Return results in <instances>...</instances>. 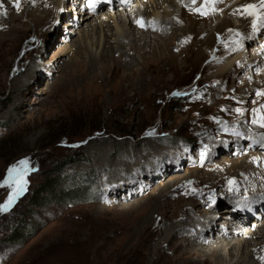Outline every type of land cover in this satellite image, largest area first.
Masks as SVG:
<instances>
[{"label": "rangeland", "instance_id": "374dc122", "mask_svg": "<svg viewBox=\"0 0 264 264\" xmlns=\"http://www.w3.org/2000/svg\"><path fill=\"white\" fill-rule=\"evenodd\" d=\"M77 1L58 0L47 21L41 17L43 21H36L41 12L32 7V0H18V8L17 0L14 5L12 0H3L0 8V16L12 14L10 26L17 30L0 28V264H207V258L213 264H223L221 255L209 252L214 249L211 247H218L222 260H226L224 264H229L231 246L227 243L239 240L243 244L242 238L197 247L207 249L206 254L198 251L185 258L184 251L176 249L177 243L170 245L167 238L173 225L187 226L180 224L186 216H177L173 222L165 220L161 215H171L176 205H171V197L160 204L153 200L154 194L163 189L165 194L173 190L177 198L185 201H190V193H195L201 209L210 210L205 220L208 223L202 221L203 227H208L213 219L222 221L221 226L229 232L238 224L218 214V210L228 208L225 201H243L240 203H248L251 218L253 215L252 224L242 227L247 233L244 236L255 239L251 235L264 225V207L255 203L257 199L264 202V185L249 188L242 183L250 176L232 169L225 172L224 181L216 187L211 186L215 174L201 178L202 172L219 169L218 164L226 168L230 160L264 172V151L259 149L264 145L253 143L256 139L250 135L251 124L242 128L245 116L257 115L251 105L264 98H256L258 91L264 92V33L260 39L246 41L219 66H229L245 53L250 63L255 58L256 62L248 67L243 65L245 61L238 62L221 76L214 67L218 58L211 55L196 63L194 54L224 10L221 15V11L200 14V30L189 31V23L177 26L170 20L174 28H153L154 37H143L145 46L138 39V31L143 30L142 35L148 33L144 30L147 20H135L137 27L130 10L151 14L156 8L160 12L158 15L155 9L158 17L153 22L158 28H165L162 6L170 7L175 17L182 15L178 6L190 0H152V4L150 0H140L139 4L132 0L127 8L116 6L99 14L95 11L89 13L88 19L80 16L82 7L76 8ZM225 1L221 0L215 8ZM196 2L198 7L204 4V0ZM109 3L113 5L114 0ZM205 9L208 10L207 5ZM113 17L121 27L128 26L126 32L132 31L133 41L124 42V47L130 49L138 42L140 50L135 53L132 67L123 66L128 61L119 59V53L108 57L106 63L101 62L104 45L98 47L99 33L84 35L85 28L91 30L102 21L111 27L109 32L103 30V39L118 45ZM217 40L220 44L223 38L218 36ZM162 42H166L163 50L169 57H163L160 65L153 63L147 68L146 61L155 56ZM179 43L182 50L177 49ZM223 47H219V55L228 49ZM160 70L163 73H155ZM142 85L148 86L142 89ZM237 108L244 110L243 114L237 113ZM93 143L106 147L110 153L105 152L108 164L95 150H89ZM145 145L152 150L141 153ZM253 154H261L262 159L246 160ZM22 160L27 163L21 165ZM160 165L161 170H150ZM12 166H16V172L9 175ZM127 180L133 186L124 183ZM120 182L125 185L123 189ZM226 191L229 194L224 196ZM200 229L194 224L186 229L187 240L200 239ZM214 238H218V233ZM260 239L264 240V234ZM237 248L241 253L245 251ZM254 248L252 252L247 250V262L252 253L264 252V246ZM263 259L259 263L252 259L247 264H263Z\"/></svg>", "mask_w": 264, "mask_h": 264}, {"label": "bare ground", "instance_id": "6f19581e", "mask_svg": "<svg viewBox=\"0 0 264 264\" xmlns=\"http://www.w3.org/2000/svg\"><path fill=\"white\" fill-rule=\"evenodd\" d=\"M33 1V5L32 7H34L36 9V11H39L41 12L40 15L41 16H38L36 21H39V20H42L41 18H43L45 21H47L46 19H49L50 16H51V11L52 9L58 4V0H32ZM103 2H107V0H102ZM109 2H113V0H108ZM137 4L140 3V0H134ZM152 0H150V3H151ZM228 0H226L225 2H227ZM13 2V5L14 3L16 2V0H12ZM132 0H130V2H126L125 0H120V3H115L113 4L114 8L119 7V6H126L128 5L129 3H131ZM225 2H223L222 6L225 4ZM7 3V2H6ZM123 3V4H122ZM245 3H252V4H258L259 3V0H231V2L228 4V5H225V7L222 8L219 7L218 9L219 10H222L221 12L220 11H215L216 14L218 12H220L219 15H221V13L223 12V10L225 11L223 16L217 20L216 24H215V27L209 32V33H206L204 34L205 36L200 40V44H199V47L196 48L197 51L195 52L194 54V60L196 63H202V61H204L207 57H210L211 55V58H218V62L216 61L214 67L215 68H218L219 69V74H222L223 73H229V71L232 70V68L234 69L235 68V64H237L238 62L242 63L243 61H245V65L246 67H248V64L250 63L248 61V59L246 58L247 57V53H245V55L238 61H236L235 63H232L231 65L229 66H224L222 68L221 65L219 66L220 62H222V60H224L225 58H227L228 56L234 54V52H236V50H238L241 46H238V45H244V43H246V41L248 40H256V38L260 39L262 37V34L264 33V28H261L260 30L256 31L255 33L253 32V29H252V18L250 17H244V16H240V15H234L233 14V10L234 9H237L239 8L242 4H245ZM12 4V3H11ZM76 4V3H75ZM110 4V3H109ZM145 4V3H143ZM152 4V3H151ZM154 4V3H153ZM178 4V3H177ZM197 2L195 4H191L190 1L189 2H182L178 7H179V11H181L182 15L180 16H175L173 15V12H172V9H170V7L168 6H162V8L165 10V16L163 18V22L166 23V27L165 28H158L157 25H155L153 23V20L154 19H157L156 17H158L159 15V12L156 8L153 9L152 13L150 14L149 13H146V12H142L144 14H141L140 10H134L131 9L130 11H133V13H131V18H134V22L136 20L137 21H143V18H145L147 21L146 22V25L148 26L146 29H144L145 31H148V33L145 35H142L141 32L143 31H138L140 37L138 38L139 41H143V37H147V35L149 34L150 37H154V34L155 32L152 31L153 28H156V30L159 29V31H163V30H166V29H171V28H174L173 25L171 24V21L170 20H174L172 22H175L177 26H181V25H186L187 23H189V31H192L193 29H197V30H200V25L201 22H202V18L200 17L201 15L196 12V11H191L189 9V7H186V5H190L191 8H199L197 5ZM7 7V9H10L11 7L9 5H5ZM139 6V5H138ZM100 7V6H98ZM97 7V8H98ZM137 7V6H136ZM148 5L144 8V10H148ZM155 7V6H154ZM84 7H82L79 11L80 12V16L83 15V17L87 18L88 19V15H89V12H86V11H82ZM97 8H94L95 10H93L91 13H94L95 11H99L100 9L97 10ZM136 9V8H135ZM139 9V8H138ZM155 9L157 10V13L155 11ZM31 10V9H30ZM145 10V11H146ZM152 10V9H151ZM162 11V10H161ZM113 13V12H112ZM5 14V13H4ZM129 14V13H128ZM53 15V14H52ZM78 15V14H77ZM91 15V14H90ZM114 14H112L111 16H113ZM79 16V18H81ZM108 16V15H107ZM173 16V17H172ZM207 16V15H206ZM14 17V16H13ZM41 17V18H40ZM122 17H125V16H122ZM146 17H154L153 19H147ZM12 18V14H9L7 17H2L0 16V28L2 26L4 27H8L10 28V31H17L15 30L13 26H10V20ZM85 18L83 20H85ZM114 18V17H113ZM130 18V19H131ZM139 18V19H138ZM125 19V18H123ZM129 19V18H128ZM132 20V19H131ZM43 21V20H42ZM126 23H127V20H125ZM124 21V22H125ZM160 21V20H159ZM214 21V20H213ZM212 21V22H213ZM235 22H239V24L237 23H234ZM98 22V21H97ZM136 22H135V25H136ZM215 22V21H214ZM138 23V22H137ZM163 23V24H164ZM113 24L115 25V28H116V31H117V36H118V45H112L110 43V40L108 38H104L105 41L102 43V41L104 40L103 39V35L105 34H102L103 30L104 31H107L109 32L111 27L109 25H103V22L102 21H99L97 23V26L94 25V28L93 29H84L85 30V36H89V35H94V33L98 32L99 33V36H100V40L98 38V47L100 48L101 45H104L103 47V50H102V53L100 55V60L101 62L103 63H106L107 60H108V57H114L116 56V53H119L120 54V57L119 59H124L128 61V63H125L123 62V66L127 67L129 65V67H132L131 64H134L133 62L136 60L137 58V55L135 53H139L138 50H140L137 46V44H133L131 45V48L130 49H127L124 47V42L126 41H129V42H132L133 41V34L131 32H128L129 30H127L126 32V28H124L123 26L121 27L120 25V21L118 23V20H116L114 18L113 20ZM160 24H162L160 22ZM192 24V25H190ZM38 25V24H37ZM123 25V24H122ZM210 25V24H209ZM138 27V25H136ZM194 26V27H193ZM213 26H214V23H213ZM212 26V27H213ZM12 27V28H11ZM114 27V26H113ZM164 27V26H162ZM140 28V27H139ZM142 28V27H141ZM151 28V29H149ZM209 28V27H208ZM211 28V27H210ZM17 29V28H16ZM229 29L233 30L232 32H229ZM92 30H96L95 32L92 31ZM125 30V32H120V31H123ZM131 30V28H130ZM139 30V29H138ZM155 30V31H156ZM175 30V29H174ZM152 31V32H151ZM194 31V30H193ZM134 32V31H133ZM171 32V31H170ZM14 33V32H12ZM10 32V34H12ZM135 33V32H134ZM151 33L153 35H151ZM195 33V32H194ZM238 33V35H237ZM115 34V33H114ZM177 34V33H176ZM189 34V33H188ZM108 35V34H107ZM172 36V35H171ZM201 36V35H200ZM218 36H221L223 38V40H219L221 41V43L219 44L217 38ZM135 37H136V33H135ZM168 37V36H167ZM177 37V36H176ZM197 37V36H196ZM199 37V36H198ZM202 37V36H201ZM114 38V37H113ZM145 38V39H146ZM161 38V37H160ZM170 38V37H169ZM154 40H152L153 42L155 41V38H153ZM200 39V38H198ZM220 39V38H219ZM114 41V40H113ZM165 41V40H164ZM198 41V40H197ZM135 42V41H134ZM147 42V40L145 41ZM152 42V43H153ZM159 42V41H158ZM144 44V41L142 42ZM169 43V42H168ZM142 44V45H143ZM123 45V46H122ZM145 45V44H144ZM143 45V46H144ZM155 45H156V42H155ZM162 47L161 48H157L155 50V56L152 57L150 59V61H146V65H147V68L150 67V65H153V63L156 65H160L163 59V57H166L167 54L165 55V49L163 50L164 46H166V42H162ZM181 45L179 43V46L177 47V49H180L182 50L181 48ZM195 45V44H194ZM146 46V45H145ZM157 46H159V44H157ZM220 46H224L223 48H228V49H225V51L223 52L222 55H219V47ZM247 46V45H246ZM97 47V49H98ZM160 47V46H159ZM156 48V47H155ZM171 48V47H170ZM192 48V47H191ZM246 48V47H245ZM150 49V48H149ZM173 49V47H172ZM243 49V48H242ZM262 51H264V48H261ZM167 50V49H166ZM258 50V49H257ZM208 51V52H207ZM260 51V50H259ZM143 52V51H142ZM146 52V51H145ZM150 52V51H149ZM167 52V51H166ZM154 53V52H153ZM221 53V52H220ZM135 54V55H134ZM151 54V53H149ZM210 54V55H209ZM96 56V55H95ZM94 56V57H95ZM144 56V55H143ZM149 57V56H148ZM169 57V56H167ZM97 59V57H95ZM95 58L91 59V60H95ZM112 59V58H111ZM110 59V60H111ZM115 59V58H114ZM148 59V58H147ZM184 59V58H183ZM164 60V59H163ZM167 60V59H166ZM228 60V59H227ZM230 60V59H229ZM251 60V59H250ZM121 61V60H120ZM210 61V59H209ZM254 61L256 62V58L253 60H251V63L249 64V66L254 63ZM117 62V61H116ZM109 63V62H108ZM145 63V62H144ZM225 63V62H224ZM150 64V65H149ZM213 64V63H212ZM93 65V64H92ZM99 65V64H98ZM162 65V64H161ZM104 66V65H103ZM24 68V67H23ZM134 68V67H133ZM152 68V67H151ZM150 68V69H151ZM241 68V67H240ZM243 68V67H242ZM155 69V68H154ZM158 69V68H157ZM174 69V68H173ZM209 69L212 70V68L209 67ZM149 70V69H148ZM156 70V69H155ZM163 70V69H162ZM162 70H160L159 72H156V74H159V73H163L161 72ZM28 71V70H27ZM138 71V70H137ZM167 71V70H166ZM21 72V71H20ZM143 72V71H142ZM138 73V72H137ZM29 74V73H28ZM27 74V75H28ZM141 74V73H140ZM143 74V73H142ZM150 74V73H149ZM26 75V74H25ZM135 75V73H134ZM145 75V74H144ZM229 75V74H227ZM234 75V74H233ZM236 75V74H235ZM264 75V74H263ZM220 76V77H221ZM22 77V76H21ZM29 77V75H28ZM38 77V76H37ZM142 77V76H141ZM216 77V76H215ZM242 77V76H241ZM224 78V77H223ZM236 77H234L235 79ZM17 80V78H16ZM26 81V80H25ZM133 81V80H132ZM18 82V81H17ZM20 82V81H19ZM131 84V83H130ZM151 84V83H150ZM149 84V85H150ZM17 86V85H16ZM15 86V87H16ZM142 89H146L148 85H142ZM154 88V87H153ZM151 89V88H149ZM225 90V89H224ZM14 91V90H12ZM11 94V93H10ZM219 94V93H218ZM14 95V94H13ZM14 97V96H13ZM235 97V96H234ZM242 97V96H241ZM258 97V95L256 96V98ZM249 96H247L246 99H248ZM90 100V99H89ZM16 105V104H15ZM264 105V98H263V102H258L254 105H251V109L253 110H261V112H264V109L261 108V106ZM17 108L14 107V109ZM257 115H248V116H245L244 120H245V123L246 124H242V128L243 126L245 125H248V124H251V128L250 129V132L253 137H255V139L257 140V137H259V140H260V137H261V134H264V130L263 131H260V132H257L256 130L260 129L261 127L257 126V125H254L251 123V120L253 118H256ZM209 130V129H208ZM142 144V143H141ZM140 144V145H141ZM256 144V143H255ZM106 145V144H105ZM254 145V144H253ZM153 146V145H152ZM255 146V145H254ZM146 145L144 146V149L141 153H144V152H148L149 150L151 151L152 148H149V150L146 149ZM149 147H151V144H149ZM126 148V147H125ZM141 150H142V147H140ZM89 150L90 151H96L97 153H99V158L100 159H103L105 161V163L108 164L109 162V159L108 157H106L108 154H105L106 153H109L106 151V147H103V145H95V143L93 144H90L89 145ZM226 151V150H225ZM110 154V153H109ZM146 154V153H145ZM232 154V153H231ZM143 155V154H142ZM263 156V155H262ZM261 158V154H259V156H256V154H253L252 156L250 155L246 160H249L251 158ZM179 158V157H178ZM177 158V159H178ZM108 159V160H107ZM262 159V158H261ZM121 162V161H119ZM123 162V161H122ZM160 164V163H159ZM261 164V163H260ZM220 166L219 169H210L209 171H206L205 173H203V177L201 179H205L207 178V176H210L209 174H215V179L212 180L211 182V186L213 187H216L217 184L219 183H222L224 181V177L223 175L225 174V172L227 173V170L228 169H232L238 173H244V174H247L250 176L249 180H246V182H243L242 184H245L247 185L249 188L250 187H257V186H263L264 185V172L261 170V169H248L246 168V164L244 163H241L239 164L236 160H230L227 162V164L225 165L226 168L222 167L221 164H218ZM116 166V165H115ZM153 170V171H158V170H161L162 167L161 165L160 166H152L150 168V170ZM199 170V169H198ZM197 170V171H198ZM152 171V172H153ZM202 171V170H201ZM230 171V170H229ZM252 172H254V175L252 174ZM257 176H261V178L257 177ZM194 176H192L193 178ZM241 177V176H240ZM153 178V177H152ZM197 179V177H194ZM243 179V178H242ZM241 179V180H242ZM245 180V179H244ZM217 181V182H216ZM124 183L126 184H131V186H133V183L132 181L130 180H127L125 181ZM186 184V183H185ZM199 184V183H198ZM258 184V185H257ZM119 185L121 186V188L123 189V187L125 185H123L122 182L119 183ZM187 185V184H186ZM127 186V185H126ZM185 186V185H183ZM168 189V187H167ZM171 189V188H170ZM174 189V188H173ZM202 189V188H201ZM114 190V188H113ZM164 190V189H163ZM161 190L159 191L157 194H154V200L153 201H157L156 203H159L160 204V201L162 200V203H163V200L164 198H167L166 200H164V202L168 201L169 200V197H171V200L172 202L170 201L171 205H173V203L176 205L175 208L172 210V214L171 215H166V214H159L163 217V219L165 220H171L173 222L174 219H177V216H182V215H185V219H183L180 224L183 223V225H187L183 228H179V223L177 225H173L170 230V234L171 235H167V241L169 242L170 245H172V243H177L176 246V249L177 250H183L184 253H185V258H190L192 257L194 254H196L198 251H201V252H207V249H205L206 251L204 250H197L195 248L197 247H204V245L206 244H209V245H212V246H217L219 245L218 243H222L223 241H232L233 239H237L240 237V239L242 238L243 240V244L239 242L238 240V243H235V244H232V242L230 243H227V246H231L230 248V251H229V255L232 257L229 264H247L250 262V260L253 259V261H255V263H259V261L261 260L262 261V257H264V252H260V254L258 253H255V254H251L253 255L250 256V260L249 262H247V258L248 255H247V250L248 252H252L253 250L255 251V248L254 247H261V246H264V240H261L260 237L264 234V225L260 228L258 227L259 229L258 230H255L253 235H251L252 237L254 236L255 239H250L249 237L247 238L246 236H244V230L242 227H245L247 226V224H252V218H251V215L252 214V211H251V208H250V205L248 203H240V202H243V201H234V203H228L225 201V203L223 204H227V207L228 208H223L221 210H218L220 211L218 214H224V218H230L231 221L233 220L232 223H235V224H238V225H233L235 228L234 230L231 232H229L228 230H226V228H224V226L222 227L221 222H218V220L213 221L210 220V224L208 225V227H203V220L205 221L207 219V216L209 215V212L210 210H206V209H201V206H200V203H197L199 201L198 197H196V194L193 193L191 194L190 193V197H191V200L190 201H185L182 197H179L177 198L176 194L173 192V190H170L169 192H167L165 194V191L166 190ZM229 191H226L224 196L229 194L228 193ZM163 198V199H162ZM254 199V198H253ZM263 199H257V201H255V199L253 201H255L256 204H258V206L260 207H264V202L262 201ZM152 203V202H150ZM196 203V204H195ZM253 203V205L255 204ZM168 204V203H167ZM156 205V204H155ZM222 205V203L220 204ZM219 205V206H220ZM218 206V207H219ZM168 207V205H167ZM216 207V209L218 208ZM161 208V206H160ZM157 209V208H156ZM163 210H166V209H163ZM156 211V210H155ZM242 211H244L245 213H243ZM129 212V211H128ZM213 212V211H212ZM228 213V214H225V213ZM164 213V212H163ZM206 213V214H205ZM155 213H153L154 215ZM205 215V218H202V216ZM250 216L249 218L247 216ZM259 213L255 216H258ZM210 217V216H209ZM182 219V218H181ZM201 219V220H199ZM223 219V218H222ZM244 219V220H243ZM244 221V223L242 224L240 221ZM209 221V220H208ZM231 221L229 222V225L231 224ZM206 222V221H205ZM169 223V222H168ZM208 223V222H206ZM198 225V226H201V231H199V238L200 239H195V241H191L189 242L187 240V238L189 237V232L186 230V229H190L192 227V225ZM227 225V226H229ZM165 226V225H164ZM232 226V225H231ZM260 226V225H259ZM247 229V228H246ZM247 231V230H246ZM167 232H162V234H166ZM206 233H209L211 236H207ZM218 233V238H214V235H216ZM247 234V233H246ZM245 234V235H246ZM240 235H243V236H240ZM165 238V237H164ZM230 239V240H229ZM166 241V240H165ZM197 241H200V243H197ZM241 241V240H240ZM237 242V241H236ZM249 244L251 246H249ZM208 245V246H209ZM254 245V246H253ZM169 246V245H168ZM237 246L239 247H242V249H245L244 252L241 253V249H238ZM249 246V247H248ZM175 247V246H173ZM207 248V247H206ZM211 248H214L212 250H210L209 248V252H212L214 254H219L221 255L219 257V259H221V262L220 263H226V260H222V253H220V250H218V247L215 248V247H211ZM227 248V247H225ZM252 248V249H251ZM220 249V248H219ZM222 250V249H221ZM257 251V250H256ZM160 251L158 250L157 253H159ZM176 252V250H175ZM208 252V253H209ZM201 254V253H200ZM206 254V253H205ZM210 254V253H209ZM228 254V253H227ZM257 255H259L258 257H256ZM206 256V255H205ZM264 260V259H263ZM232 261V263H231ZM263 262V261H262ZM206 263L207 264H213L211 262V260L209 258L206 259ZM264 264V263H263Z\"/></svg>", "mask_w": 264, "mask_h": 264}, {"label": "snow or ice", "instance_id": "6c2138e0", "mask_svg": "<svg viewBox=\"0 0 264 264\" xmlns=\"http://www.w3.org/2000/svg\"><path fill=\"white\" fill-rule=\"evenodd\" d=\"M220 2H221V0H204V4L199 8H191L190 5H186V7H189V9L191 11H196L201 15H209L215 11H222V10L215 8V5L220 3ZM190 3L195 4L196 0H190ZM205 5L208 6V10L205 9ZM16 7L17 8L19 7L18 0L16 3ZM0 8H3V0H0ZM233 14L252 18V29H253L254 33L256 31L260 30L261 28H264V0H259L258 4H252V3L242 4L239 8L233 10ZM137 22L140 23L139 21H137ZM143 26H144V24H141V27H143ZM232 31L233 30L229 29V32H232ZM237 35H238V33H237ZM238 46L242 47V45H238ZM177 94H179V93H174V95H177ZM257 95H264V92L258 91ZM261 108L264 109V105H262ZM235 111L237 113L243 114L244 110L237 108ZM253 111L257 114V116H256V118H253L251 120V123L254 125H257L261 128H264V112H261V110H259V109L253 110ZM149 134H151V133H149ZM253 143H260V144L264 145V134H261L259 141L254 140ZM19 163L21 165H24L27 163V161L22 160ZM14 172H16V166H12L9 169V175H11ZM4 183H7V180L4 181ZM229 183L230 184L234 183V181H229Z\"/></svg>", "mask_w": 264, "mask_h": 264}]
</instances>
